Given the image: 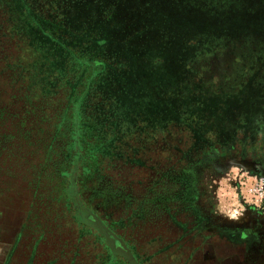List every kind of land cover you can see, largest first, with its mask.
I'll return each mask as SVG.
<instances>
[{
	"label": "rangeland",
	"instance_id": "1",
	"mask_svg": "<svg viewBox=\"0 0 264 264\" xmlns=\"http://www.w3.org/2000/svg\"><path fill=\"white\" fill-rule=\"evenodd\" d=\"M7 104L54 131L0 170V264H122L66 193L140 264H264V0H0Z\"/></svg>",
	"mask_w": 264,
	"mask_h": 264
},
{
	"label": "trees",
	"instance_id": "2",
	"mask_svg": "<svg viewBox=\"0 0 264 264\" xmlns=\"http://www.w3.org/2000/svg\"><path fill=\"white\" fill-rule=\"evenodd\" d=\"M10 105L11 104H7L6 106L3 105L0 107V170L2 168L4 170L9 165L14 164L12 160V158L14 157H26L28 155L32 157L33 152H31L29 148L31 144H37V149L40 148L41 150L50 148L49 136L47 137L46 135L49 133V131H52L50 132L51 138V133H53L54 131L53 129L44 128L34 130V128L30 125L24 127L26 126L25 122L27 120L24 119L18 122L14 121L15 119L12 118L16 113L12 110L10 111ZM26 111L30 112V110ZM56 112H58V109L55 111V113ZM29 118L31 119V115H29ZM61 121V118H59L56 122V125H58V123H60ZM23 146L26 147L28 152L24 150L17 152V150L21 149ZM45 157L46 156H44V158ZM64 172L65 169L61 166L58 168L55 175L61 178L66 177V174ZM43 178L44 177L42 176L37 177L36 183L43 184L48 179L47 178L43 180ZM63 182L64 181H62V190H60L62 191V195L63 190L68 192L69 189V182L66 184L65 182ZM74 182H76V180ZM64 195H66L68 202L78 205L79 208L77 212L79 213V215L77 217L79 220L85 221L84 223L87 225L95 223L96 230L101 232V234L104 236L105 244L106 246H108L107 248L111 250L113 256L117 257L122 264H140L133 254L129 244L126 243V241L121 236L113 232L106 223H104L96 214H94V212L85 207V205L81 202V199L78 198L79 195L77 193L71 194L72 196L67 193Z\"/></svg>",
	"mask_w": 264,
	"mask_h": 264
}]
</instances>
